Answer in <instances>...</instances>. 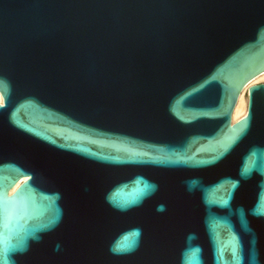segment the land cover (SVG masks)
Instances as JSON below:
<instances>
[{
    "label": "water",
    "instance_id": "95a60500",
    "mask_svg": "<svg viewBox=\"0 0 264 264\" xmlns=\"http://www.w3.org/2000/svg\"><path fill=\"white\" fill-rule=\"evenodd\" d=\"M263 72L264 0H0V264H264Z\"/></svg>",
    "mask_w": 264,
    "mask_h": 264
},
{
    "label": "bare ground",
    "instance_id": "6f19581e",
    "mask_svg": "<svg viewBox=\"0 0 264 264\" xmlns=\"http://www.w3.org/2000/svg\"><path fill=\"white\" fill-rule=\"evenodd\" d=\"M262 75L264 76V72H263L260 76H262ZM260 76H259V77H260ZM254 80H256V78H254V79L248 84V86L245 87V88L242 90V92H241V94H240V96H239V98H238L237 106L235 107L234 112H233L232 123L237 122L238 120H240L241 118H243V117L246 115L247 110H248V101H246V100L244 99V97H243V93H244L245 91H247V94H248V100H249L248 89H249L250 86L254 85V84H252V82H253ZM0 104H3V98H2L1 96H0ZM240 113H241V114L243 113V116L240 117V118H238V116H239ZM24 180H26V179H22L20 182H23ZM20 182H19V183H20ZM19 183H18V184H19ZM18 184H17V186H18ZM17 186H15V188H16ZM15 188H14V189H15ZM14 189H13L11 192H13Z\"/></svg>",
    "mask_w": 264,
    "mask_h": 264
},
{
    "label": "rangeland",
    "instance_id": "374dc122",
    "mask_svg": "<svg viewBox=\"0 0 264 264\" xmlns=\"http://www.w3.org/2000/svg\"><path fill=\"white\" fill-rule=\"evenodd\" d=\"M258 83H264V76L262 75V76H260V77H258L256 80H254L253 82H252V84H258ZM243 97H244V99L246 100V101H248V94H247V91H245L244 93H243ZM243 116V113L241 114H239V116H238V118H240V117H242Z\"/></svg>",
    "mask_w": 264,
    "mask_h": 264
}]
</instances>
